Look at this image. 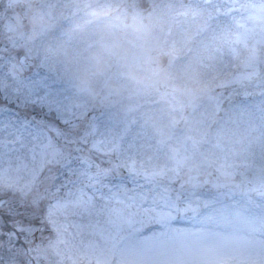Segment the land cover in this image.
<instances>
[{
	"label": "rangeland",
	"instance_id": "obj_1",
	"mask_svg": "<svg viewBox=\"0 0 264 264\" xmlns=\"http://www.w3.org/2000/svg\"><path fill=\"white\" fill-rule=\"evenodd\" d=\"M8 2L0 62L37 77L84 160L109 162L172 218L167 241L101 244L92 259L264 264V0ZM16 140L0 127L4 182L33 162ZM64 155L52 141L36 154L35 186Z\"/></svg>",
	"mask_w": 264,
	"mask_h": 264
},
{
	"label": "snow or ice",
	"instance_id": "obj_2",
	"mask_svg": "<svg viewBox=\"0 0 264 264\" xmlns=\"http://www.w3.org/2000/svg\"><path fill=\"white\" fill-rule=\"evenodd\" d=\"M0 79V127L17 137V155L33 156L27 176L18 178L10 169L4 182L12 152H0V264H17L20 257L24 264H107L92 259L101 244L112 248L171 238L172 218L155 210L146 191L119 176L109 162L82 158L52 101L37 90V77L0 62ZM50 141L62 144L66 155L49 180L37 177V187L30 178L36 154Z\"/></svg>",
	"mask_w": 264,
	"mask_h": 264
},
{
	"label": "trees",
	"instance_id": "obj_3",
	"mask_svg": "<svg viewBox=\"0 0 264 264\" xmlns=\"http://www.w3.org/2000/svg\"><path fill=\"white\" fill-rule=\"evenodd\" d=\"M99 100L98 99H96L95 100V98L93 99V101L90 103V104H93V105H96V107L98 108V107H100V103L98 102ZM101 104H103V103H101ZM105 106V105H104ZM87 113H89V111L87 112ZM87 113H84V115L85 114H87ZM90 118V117H89ZM63 123H64V121H63ZM66 126H69L70 124L69 123H64ZM77 146L78 145H75L74 147H76V149H77ZM85 150H86V148H85ZM78 151V150H77ZM79 152V151H78ZM91 154V156L93 157V159H94V156H93V153H90ZM186 180H190V179H186Z\"/></svg>",
	"mask_w": 264,
	"mask_h": 264
},
{
	"label": "water",
	"instance_id": "obj_4",
	"mask_svg": "<svg viewBox=\"0 0 264 264\" xmlns=\"http://www.w3.org/2000/svg\"><path fill=\"white\" fill-rule=\"evenodd\" d=\"M19 0H10L9 5H12L13 3L18 2Z\"/></svg>",
	"mask_w": 264,
	"mask_h": 264
}]
</instances>
